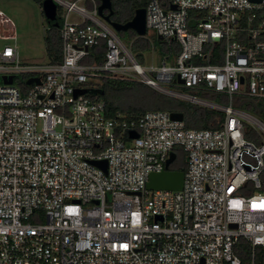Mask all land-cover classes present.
<instances>
[{
	"label": "built area",
	"instance_id": "built-area-1",
	"mask_svg": "<svg viewBox=\"0 0 264 264\" xmlns=\"http://www.w3.org/2000/svg\"><path fill=\"white\" fill-rule=\"evenodd\" d=\"M53 1L58 61L22 63L3 42L15 27L0 25V264H264V122L233 105L264 99V0H147L146 30L177 49L146 64L98 14L99 0ZM102 78L143 82L224 119L200 129L165 110L108 116L89 91ZM176 148L181 189H148L150 173L172 170Z\"/></svg>",
	"mask_w": 264,
	"mask_h": 264
},
{
	"label": "trees",
	"instance_id": "trees-1",
	"mask_svg": "<svg viewBox=\"0 0 264 264\" xmlns=\"http://www.w3.org/2000/svg\"><path fill=\"white\" fill-rule=\"evenodd\" d=\"M147 0H112L113 12L119 22L129 20L138 7H145ZM113 14V13H112ZM111 14V15H112ZM129 30L133 37L137 34L132 29ZM124 31H119L118 35ZM121 38V37H120ZM164 42V41H163ZM142 44H132V48L138 50ZM46 52L52 61L60 59V37L57 26H50L45 35ZM172 47V45H170ZM131 47V46H130ZM131 49V48H130ZM177 49V47H176ZM103 44L92 49V58L101 61L103 56ZM132 50V49H131ZM135 57L138 61H143L141 52H137ZM91 93L97 95L105 101L106 113L108 116H115L118 112L128 119L140 117L147 110H165L170 113L178 112L183 116V123L187 128H217L224 119V113L220 110L211 109L197 103L179 99L162 93L155 88L136 80H116L102 78L95 87L89 89ZM184 92H188L183 89ZM198 96L214 100L219 103H226L225 96L215 92H198ZM233 105L247 112L256 113L264 122V99L237 95ZM250 136V135H248ZM177 158L172 163L170 169L184 170L185 154L181 148H176ZM235 252L241 257L242 262H248L250 255V244L244 239H239L235 245ZM262 250H256L257 261L261 260Z\"/></svg>",
	"mask_w": 264,
	"mask_h": 264
},
{
	"label": "rangeland",
	"instance_id": "rangeland-1",
	"mask_svg": "<svg viewBox=\"0 0 264 264\" xmlns=\"http://www.w3.org/2000/svg\"><path fill=\"white\" fill-rule=\"evenodd\" d=\"M46 1L48 0H0V13H2L0 25L4 26L6 32L8 27L13 25L16 32L15 39L3 42L15 44L18 47L22 63L45 62L49 59L46 52L45 35L50 26L60 24L62 17L56 4L55 13L48 17L43 7ZM6 18L10 20L11 24L7 22ZM120 37L127 46H131L134 55L141 52L144 57L142 63L150 60L159 63L163 59L171 61L176 52L175 44H172V47L165 44L163 39L158 38V35L151 30H147L144 35L134 37L129 30H125L120 34ZM132 44L142 45L136 50L132 48ZM151 54L152 58L149 56ZM198 104L213 109L211 106ZM251 114L260 118L256 113L251 112Z\"/></svg>",
	"mask_w": 264,
	"mask_h": 264
},
{
	"label": "water",
	"instance_id": "water-1",
	"mask_svg": "<svg viewBox=\"0 0 264 264\" xmlns=\"http://www.w3.org/2000/svg\"><path fill=\"white\" fill-rule=\"evenodd\" d=\"M100 4L98 7V14L110 25L112 28L116 31H125L127 29H132L137 35H144L146 33V26H145V8L144 7H138L134 10L133 16L125 21V22H119L116 20H113L111 18V14L113 13V7H112V0H99ZM44 11L48 15V17H51L52 14L56 11V5L53 2V0H48L44 4ZM105 11L107 13H105ZM56 24V23H55ZM53 25V26H57ZM158 38H161L160 35H158ZM5 80L6 77H3ZM11 77H8L7 81L11 82ZM38 81V78H29L27 82L30 81ZM179 83H183L182 79H178ZM83 90H77V93L84 92ZM171 117L176 120H182L183 116L181 113L178 112H172L170 113ZM138 136L137 132L134 130H131L129 132V137L133 138ZM175 157V152H170L169 157L167 158L166 164L168 165ZM96 164L101 165L105 163V161H94ZM183 182V170H168L165 169L160 172H152L150 173L148 177V181L146 183V187L148 189H171V190H179L182 187ZM235 226V225H233Z\"/></svg>",
	"mask_w": 264,
	"mask_h": 264
},
{
	"label": "crops",
	"instance_id": "crops-1",
	"mask_svg": "<svg viewBox=\"0 0 264 264\" xmlns=\"http://www.w3.org/2000/svg\"><path fill=\"white\" fill-rule=\"evenodd\" d=\"M161 39V38H160ZM166 44V43H165ZM151 58H152V54L151 55H149ZM143 59H144V57H143ZM163 60H165V59H163ZM149 62H153L152 60H150ZM149 62H146V63H149ZM145 63V64H146ZM154 63V62H153ZM159 91V90H158ZM161 92V91H160ZM163 93V92H162ZM200 105V104H199Z\"/></svg>",
	"mask_w": 264,
	"mask_h": 264
},
{
	"label": "flooded vegetation",
	"instance_id": "flooded-vegetation-1",
	"mask_svg": "<svg viewBox=\"0 0 264 264\" xmlns=\"http://www.w3.org/2000/svg\"><path fill=\"white\" fill-rule=\"evenodd\" d=\"M114 12H113V14L111 16H112L113 19H116L117 17L115 16V13ZM105 13H107V12L105 11Z\"/></svg>",
	"mask_w": 264,
	"mask_h": 264
}]
</instances>
